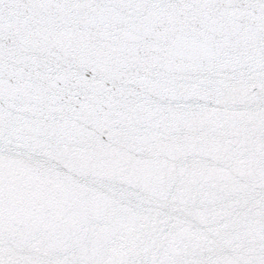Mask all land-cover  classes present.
Returning a JSON list of instances; mask_svg holds the SVG:
<instances>
[{
  "label": "snow or ice",
  "instance_id": "1",
  "mask_svg": "<svg viewBox=\"0 0 264 264\" xmlns=\"http://www.w3.org/2000/svg\"><path fill=\"white\" fill-rule=\"evenodd\" d=\"M0 264H264V0H0Z\"/></svg>",
  "mask_w": 264,
  "mask_h": 264
}]
</instances>
